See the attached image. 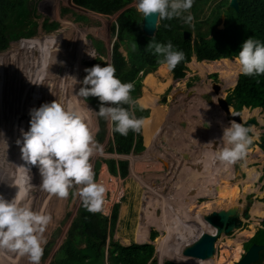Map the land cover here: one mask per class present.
Masks as SVG:
<instances>
[{
    "label": "rangeland",
    "instance_id": "1",
    "mask_svg": "<svg viewBox=\"0 0 264 264\" xmlns=\"http://www.w3.org/2000/svg\"><path fill=\"white\" fill-rule=\"evenodd\" d=\"M36 2L39 14L36 18L38 21L36 34L29 38L12 40L5 50H0V195L9 200L15 197L19 203L33 210L51 213L53 220L44 234L46 239L44 248L48 242L52 240L55 242L52 252L46 259L42 258L40 264H49L55 252L64 243L68 228L81 204L79 196L75 194L78 186L70 188L66 198L42 190L38 166L27 165L21 159L20 145L17 144L18 139L22 140V132L30 127V110L55 99L86 117L87 125L101 146L102 150L94 152L90 157L94 174L96 162H101L99 173L95 174L94 178L106 188L102 210L99 212H105L103 213L105 216H110L113 205L120 202L119 219L125 216L120 227L122 230H117L120 224L117 223L114 239L129 245L131 239L125 237H136L137 225L141 221L149 229V236L153 231L158 233L154 240L148 241L155 245L154 260L157 264L158 260L163 264L170 251L184 243V232L187 224H190L188 221L194 223V216L205 217L213 210L227 208L237 203L246 204L250 196L259 200L264 198V154L262 157L259 156L260 149L257 146L251 147L248 159L254 161L247 160L241 166L236 164L238 169L235 173L236 170L232 165L225 166L218 160L212 159L216 154L214 151L221 143L223 133L222 128L212 121L213 113L210 117L209 112L208 114L205 112L210 106L203 107L204 110L200 114L195 112L196 107L202 108L201 101H205L200 98L201 94L210 91L215 95L218 84L221 85L222 97L221 95L220 97L231 105L229 92L240 74L239 65L234 60L230 62L217 60L205 66H200L199 61L194 63L192 60L193 65H190L191 62L188 63L187 75L180 79H176L167 65L163 64L159 69L167 70L165 80L168 84L164 91L163 89L160 91L159 97L156 90L163 81L152 80V73L150 78L146 77V81L145 77L142 78L143 92H140L142 95L138 101L145 105L144 108L149 109L150 115L153 112L151 118L144 121L146 129L144 130V125L142 127L145 148L139 152L132 151L129 155H119L109 151V144L113 138L112 122L106 120L108 123L105 126V135L101 139L103 130L96 108L92 107L85 98L78 96L77 91L81 86L79 81L84 77L86 62L101 56L96 49L94 51L93 46L96 41L103 42L105 54L101 57L111 64L113 46L117 40L112 32V26L122 10L107 16L79 7L73 0H36ZM136 3L137 0L128 7H136ZM210 10L211 5H205L201 16L205 18L210 14ZM45 19L49 22L58 21L59 24L54 28L45 29L43 26ZM220 27L224 28V22ZM90 50L95 52V57H88L87 53ZM120 50L126 55L124 46H121ZM153 74L158 76V71ZM170 85L171 87L167 89ZM201 86L206 89L201 90ZM147 87L150 91L146 90ZM191 89L195 90L194 93H191ZM191 94H196L194 96L199 98L195 103L189 101ZM215 106L220 114L221 108L217 103ZM255 111L259 113L256 109L252 114H256ZM219 114L220 121L223 118L224 121L229 122L226 117ZM262 116L259 117L262 124L255 127L253 141L258 140L260 134L264 132V116ZM185 124L188 128L182 129ZM174 125L181 128L179 134L176 133L178 130L175 131L172 127ZM200 125L203 127L202 131L194 128ZM149 144L156 148L155 153L150 151ZM111 158L115 161L119 159L128 162L126 177L110 172L108 165L103 161ZM202 165L207 168L203 170L204 177L201 176V180L198 175L201 174ZM215 165L219 168L214 169ZM245 165L256 167L260 173L256 181H247L249 174L244 168ZM227 175L230 177L227 178L230 186L234 185L233 190L237 189L239 192L233 196H224L223 203L218 204L220 199L211 197L209 190L222 188V180H226ZM190 187L191 189L194 187V190H190ZM177 190L184 193L179 195ZM184 196L187 197L185 204L191 206L190 211L187 209L189 206L184 208L179 205L185 202L180 198ZM258 202L264 204V201H256L255 204ZM195 203L196 207H194ZM163 204L169 205L170 208H165L166 211ZM105 206H108V209ZM148 210L150 212L147 216ZM252 215L243 226L218 238L214 262L210 264H220L219 257L222 255L226 259L223 264H233L244 255V251L249 247L246 242L261 225L259 224L261 216H256L255 213ZM165 218L170 223L176 221L174 226H177L178 220L182 221L181 225L173 228L174 234H179L176 238L171 236V227L167 226ZM148 220L153 221V224ZM158 222L160 225L157 224ZM252 228L254 231L252 235H243L244 231ZM56 233H58L57 237L54 236ZM261 235L264 237V234ZM229 244L231 246H228ZM162 245L165 246L164 249L160 248ZM261 253L263 255L264 250ZM0 264H30V261L27 256L0 249ZM253 264H264V259Z\"/></svg>",
    "mask_w": 264,
    "mask_h": 264
},
{
    "label": "trees",
    "instance_id": "2",
    "mask_svg": "<svg viewBox=\"0 0 264 264\" xmlns=\"http://www.w3.org/2000/svg\"><path fill=\"white\" fill-rule=\"evenodd\" d=\"M134 1L73 0L74 4L79 7L107 16L122 10L118 15L116 23L112 26V32L116 35L117 40L113 46L111 65L116 69L115 75L122 81L134 83L131 95L133 98L138 99L141 87L143 86L142 78L146 77L149 73L155 72L164 63L162 62V57L146 50V45L153 37H148L142 30V14L137 11L136 7H128ZM205 5H211V10L210 14L204 18L201 14ZM37 11L36 0H0V50H5L12 40L29 38L36 34V26H38L36 18L39 16ZM191 12L194 16L191 27L177 18L162 20L154 36L156 41L162 43L171 41L177 50L183 51L184 59L175 68L171 69L176 79L184 78L187 75V70L189 69L188 63L193 60V57L196 58V61L193 60V62L199 61L200 66H205L209 62L217 60H225L226 62L234 60L235 62V56L242 42L249 36L264 41V0H240V9L238 11L230 7V0H220L218 2L217 0L216 2L215 0H195ZM222 22H224V28L220 27ZM58 24V21L49 22L48 19H45L43 22L45 29L54 28ZM186 30L190 31L194 37L185 38L184 32ZM133 40L137 43L135 51L131 48ZM121 46H124L126 55L120 50ZM93 48L101 56L105 54V47L102 41H96ZM101 56L87 61L85 68L98 63L101 65L108 64ZM227 64L231 66L230 63ZM190 65H193V63L191 62ZM85 75L86 72H84ZM202 86L200 87L201 90L206 89V87ZM194 91V89H191V93H194ZM210 94L212 95V93ZM218 95L219 98L222 97V93ZM230 95L232 96L235 110L241 111L243 107H249L262 108L264 112V74L246 76L240 73ZM212 96L218 101L216 95ZM86 101L92 107H95L96 110H98L101 103L96 96H89L86 98ZM215 105L213 107L217 108ZM124 107H131V110L135 112L138 118L142 117L144 119L150 114L149 109L143 108L141 110L135 105H124ZM229 108L230 110L232 109L230 104ZM255 112L257 114V111ZM221 114L223 113L220 112ZM247 116H249V113H247ZM99 121L103 130L101 133L102 139L105 135V126L108 121L103 117H99ZM113 129L114 125L112 123L113 138L109 144V151H116L119 154L127 155L132 151L139 152L145 148L142 130L139 133L129 131L127 136H122L114 132ZM255 130L253 128V132ZM260 146L264 150V134L260 137ZM247 152H251V150ZM263 154L262 151L259 156L262 157ZM247 160L249 162L254 161L248 158ZM103 162L108 165L111 173L116 175L119 173L122 177L127 176L128 162L126 160H119L117 162L114 158H111L105 159ZM100 165L101 162L97 161L95 164V174L99 173ZM217 167L215 165L214 169ZM244 168H246L249 174L248 182L256 181L260 176L256 167H246L245 165ZM230 175L232 174L230 173ZM210 176L208 177L209 179ZM225 178L226 180H222V188L217 190H211L210 188L209 190L211 197L220 199L218 200V204L223 203L222 198L224 196H233L239 192L237 189L233 190L234 185L230 186L229 181H227V178H230L229 175ZM181 189L183 190V188ZM190 190L194 189L190 188ZM231 191L232 193H230ZM182 199L185 202L179 205L184 206V208L189 206L185 204L186 198ZM127 204L130 203L127 202ZM120 206V203H116L111 217H108L101 212L86 210L81 202L77 215L68 228L64 243L55 252L49 264H149L154 257L155 245L148 241L150 238L154 240L158 236V233L153 231L149 236V229L140 221L136 229L137 242L134 236L130 237L133 240L129 245L115 240L113 236L117 223H120L117 226V230H122L120 227L123 223L122 219L125 217L119 219ZM196 206L197 204L195 203L194 207ZM263 206V203H256L253 206L254 210H252V214L255 213L256 216L262 217ZM187 209L190 211L191 206ZM148 221L153 224V221ZM261 224L262 227L247 242L249 247L253 243H264V237L261 235L264 234V219ZM253 233L252 228L251 230L244 231L243 235L248 236ZM57 235L58 233L54 236L57 237ZM54 242L55 240H52L45 246L43 260L52 252ZM228 246L231 245L229 244ZM223 256L219 257L220 264L226 262ZM262 259H264V254L262 255L261 253L260 261ZM155 263L154 261L153 264Z\"/></svg>",
    "mask_w": 264,
    "mask_h": 264
},
{
    "label": "clouds",
    "instance_id": "3",
    "mask_svg": "<svg viewBox=\"0 0 264 264\" xmlns=\"http://www.w3.org/2000/svg\"><path fill=\"white\" fill-rule=\"evenodd\" d=\"M194 2L195 0H137L136 9L142 14L143 19L156 14L157 27H160V21L174 18L191 27L194 20L191 12ZM136 47L137 43L133 40L132 50L135 51ZM146 50L162 57V62L169 69L175 68L184 59L183 51L177 50L171 41L162 43L156 41L155 37L146 45ZM89 54L95 57L94 53L89 52ZM235 62L243 75L264 74V41L249 36L242 42L235 56ZM84 71L86 75L82 81H79L81 86L77 95L85 99L89 96L98 97L101 103L97 115L112 122L114 132L122 136H127L129 131L139 133L145 123L144 119L138 118L131 107H124V105H135L141 110L145 107L131 95L134 83L122 81L117 77L116 69L111 64L98 63L85 68ZM231 106L232 115H240L234 113L236 110L232 98ZM255 109L258 110L259 115L264 116L262 108L243 107L241 111H237L242 113L244 111V117L247 118V113L251 115ZM30 117V127L22 132V140L18 139L17 144L20 145L21 159L27 165L38 166L41 177L40 188L60 198H66L69 195V189L78 186L75 194L79 196L82 206L90 212L101 211L106 188L95 180L90 157L94 152L102 149L87 125L85 117L57 99L31 109ZM226 118L230 124L223 129L215 159L225 166L232 165L236 170V164H238L236 162L246 156L245 160L238 165L245 163L251 154L247 152L251 147L257 146L261 152H264L260 146V137L264 132L260 134L258 140L253 141V129L246 122L231 121L228 114ZM259 122L261 123L260 118ZM172 127L175 129V125ZM167 141L170 142V140ZM263 199L256 198L255 202L264 201ZM52 220L51 213L33 210L19 203L15 197L9 200L0 195V249L27 256L30 264H40L46 243L44 234ZM151 261L157 264L154 257Z\"/></svg>",
    "mask_w": 264,
    "mask_h": 264
},
{
    "label": "water",
    "instance_id": "4",
    "mask_svg": "<svg viewBox=\"0 0 264 264\" xmlns=\"http://www.w3.org/2000/svg\"><path fill=\"white\" fill-rule=\"evenodd\" d=\"M230 7L235 10L240 9V0H230ZM155 15L152 17L144 18L142 21V30L148 37H154L157 33L158 27L155 23ZM185 38H192L193 34L186 30L184 32ZM232 98V96H231ZM248 111V109H246ZM234 113H239L240 115H232V111L228 112V118L236 120L237 122H246L248 126L252 129L254 126H258L259 122V113L251 114L247 118L244 117V111H234ZM243 120V121H242ZM253 134V133H252ZM247 155V154H246ZM246 156L241 160H238L236 163L240 164L245 160ZM255 204V197L251 196L247 199L246 204L237 203L227 208H221L218 210H213L211 213L205 215V220L213 226L215 232L209 233L204 232L200 234L193 242L187 243L182 249V253L186 256L196 258L199 260H209L214 257L217 248L215 247V240L219 238L222 234L232 233L235 229L242 226L243 221L251 218V209ZM264 250V243H253L244 255L233 264H253L258 262L260 259V252ZM153 264V262H149ZM158 264L160 261L158 260ZM163 264H184L175 259L166 258L163 261Z\"/></svg>",
    "mask_w": 264,
    "mask_h": 264
},
{
    "label": "bare ground",
    "instance_id": "5",
    "mask_svg": "<svg viewBox=\"0 0 264 264\" xmlns=\"http://www.w3.org/2000/svg\"><path fill=\"white\" fill-rule=\"evenodd\" d=\"M89 52L90 53H95V52H93V50H90V51H88V57H91V55L89 54ZM166 77H167V70L165 69V68H163V69H158V76H156V75H154V74H152V77H151V79L152 80H155V81H157V82H162L160 85H159V87H158V89L156 90L157 91V95H158V97L160 96V91L162 90V91H164V88H165V86L168 84V82H167V80H165L166 79ZM77 78V77H76ZM73 80V79H72ZM75 80H77V79H75ZM219 93H222L221 92V85H219L218 84V86L216 87V98H217V102H216V100H214L213 99V94L211 95L210 94V91H206V92H203L201 95L202 96H200V98L202 97L203 98V100H205V101H201V102H203V105L202 104H200L199 102H197V103H199L200 105H201V107L202 108H198V107H196L197 108V110H195V112H199V114H200V112L201 111H203L204 109H203V107H207V106H210V108L208 109V110H206L205 112H207V114H208V112H209V116L211 117V113H213V117H212V121L218 126V127H220V128H222V133H223V129H224V127L225 126H228L229 124H230V122H227V121H224V119L222 118V120L220 121L219 119H218V112H217V108H215V107H213V105H215V103H217L218 105H219V107L221 108V111H222V116H224V117H226V115H227V111H230V108H229V102L226 100V99H224V98H219ZM194 95H196V94H192L190 97H189V101L190 102H193L194 101V103L196 102V99H199L197 96H194ZM37 98V97H36ZM38 99V98H37ZM36 101V100H35ZM200 101V100H199ZM36 103V102H35ZM192 104H190V106H191ZM35 106H36V104H35ZM215 111V112H214ZM220 111V112H221ZM204 112V113H205ZM220 115V114H219ZM86 118V117H85ZM216 121V122H215ZM216 126V128H218ZM218 130V129H217ZM203 143V142H202ZM204 151H206V150H204ZM214 151V150H213ZM217 151V150H216ZM216 151H214L215 153H216ZM172 153V152H171ZM150 158V157H149ZM212 159L213 160H216L215 159V156H212ZM145 160V159H144ZM218 162V161H217ZM219 164V163H218ZM203 166V169L201 170V174L200 175H198V178L200 177V179L202 180V177H204L203 176V174H204V169H205V165H202ZM218 166V165H217ZM207 168V167H206ZM191 172V171H190ZM206 172V171H205ZM198 174H199V172H197ZM192 175L194 176V174L192 173ZM202 176V177H201ZM195 177H197V176H195ZM195 183V182H194ZM190 184V183H189ZM191 185V184H190ZM189 185V186H190ZM192 186V185H191ZM197 187V186H196ZM177 188H179L178 186H177ZM191 188V187H190ZM193 189H194V187H192ZM179 195H180V191L179 190H177L176 191ZM180 198H185V196L184 197H180ZM187 198V197H186ZM189 198V197H188ZM163 206H164V209L165 208H170V206L169 205H167V204H163ZM151 208V207H150ZM149 208V209H150ZM157 209V208H156ZM166 210V209H165ZM167 211V210H166ZM147 212V216L149 215V212H150V210H148V211H146ZM170 212V211H169ZM166 213V212H165ZM165 220L167 221V226H169V227H171V231H172V233H171V236L172 237H174V238H176L177 236H179V234H174L175 233V230H173V228H176V227H178L179 225H181L182 224V221H180V220H178V222H177V226H174V224L176 223V221H174V223L172 222V223H170V221H168V219H166L165 218ZM185 220V219H184ZM188 223H190V224H187V228H186V230H185V232H184V243L183 244H181L178 248H175V249H173V250H171L170 251V253H169V255H168V257L167 258H171V259H175L176 261H179V262H181V263H184V264H210V263H213L214 262V257L213 258H211V259H209V260H199V259H196V258H192V257H189V256H186V255H184L183 253H182V249H183V247H184V245L185 244H187V243H190V242H193L194 241V239L196 238V237H198L199 236V234H202V233H204V232H209V233H214L215 232V229L213 228V226L212 225H210L206 220H205V218H204V216H200V215H197V216H194V223H192V222H190V220L188 221ZM157 224H159L160 225V223H157ZM171 237H169V239H170ZM193 240V241H192ZM217 240H218V238L215 240L216 242H217ZM216 242H215V247H216ZM161 249H164L165 248V246L164 245H162L161 247H160Z\"/></svg>",
    "mask_w": 264,
    "mask_h": 264
},
{
    "label": "crops",
    "instance_id": "6",
    "mask_svg": "<svg viewBox=\"0 0 264 264\" xmlns=\"http://www.w3.org/2000/svg\"><path fill=\"white\" fill-rule=\"evenodd\" d=\"M193 60H196V58L195 57H193ZM198 61V60H197ZM163 65V64H162ZM161 66V65H160ZM159 66V67H160ZM159 67H158V69H159ZM158 69L155 71V72H157L158 71ZM170 72H171V69H170ZM154 72H152V74H153ZM150 75H151V73H149V74H147L146 75V77L148 76L149 78H150ZM171 76V75H170ZM146 77H145V81H146ZM175 81H177V80H175ZM172 85V84H171ZM171 85L167 88V89H169L170 87H171ZM146 90H148V91H150V89L147 87L146 88ZM191 91V90H190ZM141 92H143L142 91V87H141ZM147 94V93H146ZM142 95V93H140V95H139V97H138V99L137 100H139V98H140V96ZM148 105H150V104H148ZM177 106V105H176ZM150 108H152L153 109V107H151V106H149ZM153 113V112H152ZM152 113H151V115L149 114V116L148 117H146V118H144V121H146L149 117L151 118V116H152ZM185 128H188V125L186 126V124H185V126L184 127H182V129H185ZM195 129H197V130H199V131H202V129H203V127H202V125H200L199 127H194ZM193 128V129H194ZM146 128H145V125H144V130H145ZM180 127L178 128L177 127V125H175V131H177L176 133L177 134H179V132H180ZM173 130V129H172ZM145 138H146V142H147V136H145ZM181 142V144H182V141H180ZM178 143V142H177ZM148 144V143H147ZM179 144V143H178ZM180 145V144H179ZM149 147H150V151L152 150L154 153L157 151L156 150V148H154V147H152L151 146V144H149ZM181 147V149H182V146H180ZM180 147L178 148V150H180ZM116 152V151H115ZM117 153V152H116ZM119 154V153H118ZM119 161V159L117 160V162ZM117 167H119V166H117ZM122 177V176H121ZM181 193H184L183 191H180ZM123 196V195H122ZM125 196V195H124ZM123 196V197H124ZM122 197V198H123ZM117 203H120V202H117ZM116 204V203H115ZM113 208H114V205H113ZM113 211V210H112ZM112 215V214H111ZM111 215L110 216H108V217H111ZM263 215H264V211H263ZM263 218H264V216L263 217H261L260 218V223H261V221L263 220ZM261 227V225L258 227V228H260ZM258 228L256 229V231L258 230ZM255 231V232H256ZM126 239H131L130 237H125ZM150 238V237H149ZM135 239V241H136V237L134 238ZM151 239V238H150ZM150 241V240H149ZM131 242H132V239H131ZM131 242H130V244H131ZM137 242V241H136ZM146 242V241H145ZM138 243H144V242H138Z\"/></svg>",
    "mask_w": 264,
    "mask_h": 264
},
{
    "label": "built area",
    "instance_id": "7",
    "mask_svg": "<svg viewBox=\"0 0 264 264\" xmlns=\"http://www.w3.org/2000/svg\"><path fill=\"white\" fill-rule=\"evenodd\" d=\"M121 197V196H120ZM106 202V201H105ZM105 207H107V209H108V206H105ZM103 213H105V212H103Z\"/></svg>",
    "mask_w": 264,
    "mask_h": 264
},
{
    "label": "flooded vegetation",
    "instance_id": "8",
    "mask_svg": "<svg viewBox=\"0 0 264 264\" xmlns=\"http://www.w3.org/2000/svg\"><path fill=\"white\" fill-rule=\"evenodd\" d=\"M236 170H237V168H236ZM159 223V222H158ZM170 240H171V238H170Z\"/></svg>",
    "mask_w": 264,
    "mask_h": 264
}]
</instances>
